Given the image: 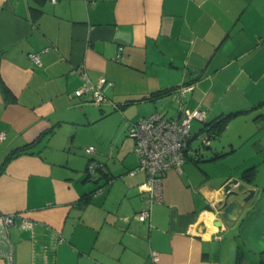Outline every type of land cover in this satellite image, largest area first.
Segmentation results:
<instances>
[{"label":"crops","instance_id":"obj_1","mask_svg":"<svg viewBox=\"0 0 264 264\" xmlns=\"http://www.w3.org/2000/svg\"><path fill=\"white\" fill-rule=\"evenodd\" d=\"M100 77L104 102L75 96ZM182 109L202 113L188 156L140 220L128 126ZM1 134L0 213L15 218L0 264H264V0H0ZM250 167L253 198L220 219L218 190Z\"/></svg>","mask_w":264,"mask_h":264},{"label":"built area","instance_id":"obj_2","mask_svg":"<svg viewBox=\"0 0 264 264\" xmlns=\"http://www.w3.org/2000/svg\"><path fill=\"white\" fill-rule=\"evenodd\" d=\"M121 50L122 46H119L115 55L116 59L119 58ZM28 56L33 62L40 64L39 53L30 52ZM79 71L84 76L83 67H79ZM110 84L112 82L105 77H100L96 83L83 85L76 89L74 94L77 97L88 95L90 102L99 105L106 100L103 86ZM192 88V83H189L178 86L176 90L180 95H184ZM201 117L202 113L199 109H182V115L179 118H169L161 112H154L129 124L127 133L134 140V150L138 156V164L131 172L138 170L146 172L145 205L136 213L138 219L145 220L150 217L151 205L161 200V181L166 171L168 169L181 170L185 161L184 151L192 138L191 121L201 119ZM198 137L202 144L209 143L206 134H200ZM2 138L1 134L0 139ZM85 152L93 154V146L85 148ZM93 169V165L89 164L88 170L93 171ZM14 218V213H0V238L8 236L9 226L13 224ZM21 224L23 227H32L29 220H23ZM6 256L11 262V252ZM150 257L153 263L159 259L155 251L150 252Z\"/></svg>","mask_w":264,"mask_h":264},{"label":"water","instance_id":"obj_3","mask_svg":"<svg viewBox=\"0 0 264 264\" xmlns=\"http://www.w3.org/2000/svg\"><path fill=\"white\" fill-rule=\"evenodd\" d=\"M248 182L239 177H232L227 180L218 190L219 198L215 203L220 219L234 220V213L243 209L253 198L255 189L247 186ZM220 221H217L219 224ZM13 248V244L9 239V234L6 237L0 238V254L9 255Z\"/></svg>","mask_w":264,"mask_h":264},{"label":"trees","instance_id":"obj_4","mask_svg":"<svg viewBox=\"0 0 264 264\" xmlns=\"http://www.w3.org/2000/svg\"><path fill=\"white\" fill-rule=\"evenodd\" d=\"M1 87L4 89V87L1 85ZM5 90V89H4ZM170 90L168 91H160V92H157L156 95H161L165 92H169ZM225 128V120H218V121H214V122H210L208 124H206L204 126V128L197 133L196 137H198L200 134H206L210 140V138H216L220 135V133L223 131V129ZM188 145H189V142L187 144V147L185 149V153H184V157L185 159L187 158V150H188ZM203 147H207L209 146V143L208 144H202ZM12 155V154H11ZM185 162V161H184ZM254 174V167H250V168H247L245 170L242 171V174L240 175L241 178H243L244 180H246L248 183L250 182V179L252 178Z\"/></svg>","mask_w":264,"mask_h":264},{"label":"rangeland","instance_id":"obj_5","mask_svg":"<svg viewBox=\"0 0 264 264\" xmlns=\"http://www.w3.org/2000/svg\"><path fill=\"white\" fill-rule=\"evenodd\" d=\"M199 140V142H197V141H194V143L193 144H195V145H197L198 144V146L202 149L203 148V145H202V143H201V140L200 139H198ZM88 147V145H83L82 146V151H80V153L84 156V154L87 156V157H89V158H91V155H93V154H88V153H86L85 152V148H87Z\"/></svg>","mask_w":264,"mask_h":264}]
</instances>
